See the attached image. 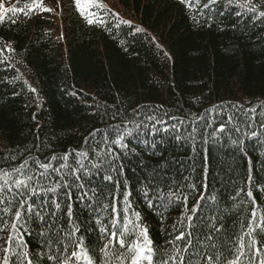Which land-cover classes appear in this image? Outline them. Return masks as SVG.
Segmentation results:
<instances>
[{"label": "trees", "instance_id": "trees-1", "mask_svg": "<svg viewBox=\"0 0 264 264\" xmlns=\"http://www.w3.org/2000/svg\"><path fill=\"white\" fill-rule=\"evenodd\" d=\"M4 3L0 264H264V0Z\"/></svg>", "mask_w": 264, "mask_h": 264}, {"label": "rangeland", "instance_id": "rangeland-1", "mask_svg": "<svg viewBox=\"0 0 264 264\" xmlns=\"http://www.w3.org/2000/svg\"><path fill=\"white\" fill-rule=\"evenodd\" d=\"M82 1L83 3H90V2H96L97 0H80ZM99 1V0H98ZM102 2H109L111 0H101ZM5 10V3H4V0H0V16L2 15V12ZM144 251L143 248H139L138 250V253L141 255V253ZM135 264H143L142 260L138 257L136 259V262Z\"/></svg>", "mask_w": 264, "mask_h": 264}, {"label": "snow or ice", "instance_id": "snow-or-ice-1", "mask_svg": "<svg viewBox=\"0 0 264 264\" xmlns=\"http://www.w3.org/2000/svg\"><path fill=\"white\" fill-rule=\"evenodd\" d=\"M75 3H76V5H77L78 10H81V12H82V14H83V7H84V6L81 5L80 0H75ZM90 6H100V7H102V5H90ZM45 10H47V9H45ZM6 11H15V9H7ZM2 18H3V17L0 16V19H2ZM89 23H92V21L89 20ZM142 235H145V238H146V234H145V233H142Z\"/></svg>", "mask_w": 264, "mask_h": 264}]
</instances>
